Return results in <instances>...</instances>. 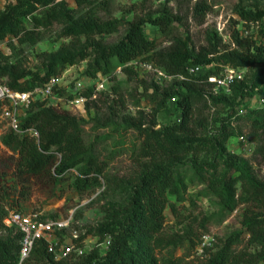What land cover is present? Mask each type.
Masks as SVG:
<instances>
[{
	"label": "trees",
	"instance_id": "16d2710c",
	"mask_svg": "<svg viewBox=\"0 0 264 264\" xmlns=\"http://www.w3.org/2000/svg\"><path fill=\"white\" fill-rule=\"evenodd\" d=\"M54 1L8 0L4 9L0 10V42L10 39L16 40L20 45H36L39 41L38 31L53 26L60 19L59 11L50 7ZM192 1L194 0H190ZM78 3L82 4L83 0H78ZM190 11L194 20L203 25L212 8L207 0H196ZM236 14V23L240 24V28L233 29L230 39L239 50H247L250 58L244 57L236 61L226 59L224 62H231L236 68L256 63L264 65V9L240 8ZM182 20L167 6L157 14L135 15L129 21L122 18L102 20L89 10L66 27L63 37L91 39L93 36L122 33L117 42H90L76 51L61 49L48 58L37 72L28 70L21 60L12 62L11 56L1 54L4 64H0V80L12 91L28 93L46 86L53 78L61 77L69 67L87 62L85 76L94 80L107 78V89L94 98L97 94L96 86L86 87L76 93L58 87L54 91L57 97L69 101L82 95L86 99L83 105L86 112L94 109L97 114L100 104L107 105L112 101L109 105L108 122L103 128L120 126L127 131L138 130L148 134L142 130L148 122L153 127L170 125L175 134L191 135L195 132L194 128L202 129L206 123L203 118L195 121L198 107L216 95L208 78L218 76L222 59L217 54L221 49L222 35L217 30L207 32L206 45L197 49L191 36L176 32V24ZM148 25L159 29L164 38L149 39L145 32ZM256 26V34L244 36L245 31L247 33L249 28ZM164 43L169 44L164 47ZM11 47L15 50L14 45ZM137 62L151 64L176 78L164 84L159 83L152 75L149 82L141 80L144 90L142 94L148 98L150 110L147 112L143 108L141 98H135L136 114L124 115L120 123H117L115 106H124L128 100L121 82L116 81L115 71L121 68L131 81L143 71L135 65ZM196 65L207 66V74L190 76L188 68ZM178 76L188 77V80H180ZM263 87L264 69L255 75L248 87H244L242 82L232 84V89L238 97H242V101L246 97L261 94ZM173 99L174 103L171 102ZM48 100L50 99L38 98L29 108H22L18 116L21 132L10 129L1 138V144L13 152V155L0 160V264H20L23 233L14 226H7L5 221L10 210L24 213L19 205L29 197L33 187L48 190L52 196H56L65 187L84 193L100 184V178L104 176L110 163L99 157L94 142H85V121L68 110L49 105ZM2 112L3 103H0V115ZM161 115L167 117L166 122L161 121ZM247 115L255 129L264 130V107L253 109ZM35 133L37 136H34ZM155 135L150 131L147 138L151 139ZM236 135L231 132L227 138ZM108 139L110 138L102 141ZM225 139L222 138L221 141L225 143ZM182 147L173 150L172 154L176 158L182 157L184 147H188V152L198 150L192 144ZM145 156L149 154L146 152ZM221 159L233 173L241 175L236 178L231 175L215 181L211 178L210 168L206 169L204 166H194L193 175L201 183L207 184L208 191L223 202L227 215L240 205L245 206L242 220L245 231L230 235L222 246L216 242L214 251L209 252L208 258H200L201 262L187 263L183 258H176L173 253L163 258L158 255L157 250L171 245L176 250L183 247L187 240L197 248L202 236L207 233L188 231L184 236L176 234L170 240L164 238L166 211L169 209L177 215V204L186 201L185 194L189 184L187 177L183 175L168 170H155L140 178L126 204L105 208L108 221L95 234L100 243L107 238L111 239L109 249L102 251L95 247L83 256L72 255L56 260L48 251V241L43 239L35 242L30 258L23 264H264V181L251 176L244 160L222 154ZM73 170L77 174L72 173ZM10 177L14 179L13 185L8 182ZM19 187L21 190H18ZM13 193H18L14 204ZM188 229L185 228V231ZM68 233L66 229L56 231V235L61 236L59 240H64ZM87 237L89 236L85 234L82 239ZM243 244L244 248L239 250Z\"/></svg>",
	"mask_w": 264,
	"mask_h": 264
},
{
	"label": "rangeland",
	"instance_id": "374dc122",
	"mask_svg": "<svg viewBox=\"0 0 264 264\" xmlns=\"http://www.w3.org/2000/svg\"><path fill=\"white\" fill-rule=\"evenodd\" d=\"M195 1L83 0V3L79 4L78 0H55L50 7H55L59 11V21L47 29L38 31L39 41L36 45H20L16 40L10 39L0 42V64L3 63L1 54H4L11 56L12 62L21 60L28 70L37 72L48 58L61 49L76 51L86 47L90 42L101 41L105 44L117 42L122 33L93 36L91 39L63 37L66 27L89 10L102 20L122 18L129 21L135 15L157 14L167 6L174 15L183 18L182 22L176 24V32L179 35L191 36L197 49L206 45L207 32L217 30L222 35L221 49L217 54V57L222 59L218 76L224 74L226 69L234 68L243 72V80L240 82L244 87H248L255 75L264 69V65L256 63L236 68L231 62L225 63L224 61L250 58L247 50H239L230 39L233 29L240 28V24L236 23L238 21L236 11L240 8L264 9V0H207L212 11L203 25L194 20L190 11ZM7 2L8 0H0V10L4 9ZM28 27L31 28L30 25ZM145 32L149 39L164 38L161 31L152 25L146 26ZM256 33L257 26L249 28L247 33L245 31L244 36ZM168 44L164 43V47ZM11 45L15 46V50H12ZM86 68L87 62L69 67L60 77V87L76 93L86 87L95 86L97 80L85 76ZM141 72L139 77L129 81L121 68L115 71L116 81L121 82L128 100L124 106L121 104L115 106L117 123H120L124 115L136 114L135 98H141V104L147 112L151 108L148 98L142 94L144 90L141 87V80L149 82L153 77L150 73ZM96 95L99 96V92ZM259 96L258 93L242 101V97H238L234 89L221 90L212 100L200 104L195 121L203 118L206 123L202 129L194 128L195 132L191 135L175 134L170 125L153 127L148 122L142 127V130L147 131L148 134L138 130L127 131L120 126L103 128V125L108 122L109 105L112 101L107 105L100 104V111L97 114L94 109L86 112L84 106L62 105L50 99L48 100L49 105L68 110L77 118L85 121V142L87 144L94 142L99 157L110 163L104 176L100 178V184L84 193L65 187L63 191L60 189L56 196H52L48 190H42L36 186L30 190L29 197L22 200L19 206L24 213H40L44 220H70L71 228H78L81 234L89 236L88 245L93 249L100 243L99 237L95 234L97 229L108 221L105 208L111 205L118 207L126 204L144 174L155 170H168L187 177L189 187L185 194L186 201L177 204V215L169 209L166 211L164 238L170 240L176 234L184 236L188 231L197 234L207 233L216 239L219 246H222L230 235L245 231L242 224L245 206L240 205L234 212L227 215L223 202L208 191L207 184L201 183V180L194 177L193 167L210 168L211 178L215 181L231 175L236 178L241 173H233L232 169L222 161L221 154L231 158L238 157L246 162L245 166L254 179L264 181V130L255 129L247 115L253 109L260 108L256 104ZM160 119L162 122L167 121L165 115H161ZM9 131L8 122L0 115V160L13 155V152L1 144V138ZM150 131L156 134L151 139L147 138ZM231 132L237 135L227 138ZM108 137L110 139L102 141ZM222 138H226L225 143L221 141ZM241 138H245L246 142H243ZM187 144L196 146L198 150L188 152V147H184L182 157L176 158L175 154H172L175 148L182 149V146ZM146 152L149 154L147 157ZM72 173L77 174V171L73 170ZM8 182L13 185L14 179L10 177ZM18 190H21V187ZM15 198H18V193L12 194L13 204ZM185 228L189 229L185 231ZM57 236L61 238L59 234ZM244 244L239 247V250L244 248ZM157 253L161 258L169 257L173 253L176 258H183L187 263L201 262L197 248H194L189 240L185 241L183 247L176 250L171 245L157 250Z\"/></svg>",
	"mask_w": 264,
	"mask_h": 264
},
{
	"label": "built area",
	"instance_id": "2783aa9c",
	"mask_svg": "<svg viewBox=\"0 0 264 264\" xmlns=\"http://www.w3.org/2000/svg\"><path fill=\"white\" fill-rule=\"evenodd\" d=\"M222 32V31H221ZM132 65V64H129ZM138 68L150 73L157 81L161 84L172 81L174 76L166 74L161 69L154 67L151 64L146 63H135ZM208 72L207 66H191L188 68L190 76L200 77L205 76ZM180 80H188V77L178 76ZM59 78H53L50 82L41 88H37L32 92L19 93L12 91L5 84L0 81V103H3L2 118L8 122L10 129L15 132H21L19 123V112L22 108H29L32 102L38 98L54 99L62 105H71L73 107L83 106L86 99L82 95H77L72 100H65L55 95V89L60 88ZM243 80V72L234 68L226 69L225 73L221 76H211L208 78V82L212 85V91L219 93L221 90L230 91L232 84ZM109 80L107 78H99L95 84L96 93L107 89ZM97 95L94 96L96 98ZM175 102V99L171 101ZM258 107H264V87L263 92L256 99ZM180 121V119H179ZM34 136H37L35 133ZM243 142H246L245 138H241ZM5 223L7 226H14L23 233V239L21 241L20 250V264H23L30 258L35 242L38 240H47L49 243L48 251L53 254L56 260H63L72 255L77 257L85 255L87 252L92 250L91 246L88 245V238H83L78 228H71L70 220H56L49 221L44 220L40 213H22L19 211H11L7 217ZM68 230L69 233L65 236L64 240H59L56 231ZM216 239L210 235L205 234L202 236L199 245L197 247V254L199 258H208L210 253L214 251ZM111 245V239L107 238L105 241L98 243L97 247L101 250L109 249Z\"/></svg>",
	"mask_w": 264,
	"mask_h": 264
}]
</instances>
